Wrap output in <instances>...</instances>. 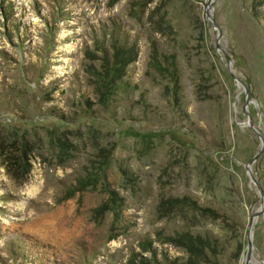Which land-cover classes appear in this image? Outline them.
I'll list each match as a JSON object with an SVG mask.
<instances>
[{
  "label": "rangeland",
  "instance_id": "374dc122",
  "mask_svg": "<svg viewBox=\"0 0 264 264\" xmlns=\"http://www.w3.org/2000/svg\"><path fill=\"white\" fill-rule=\"evenodd\" d=\"M208 3L0 0V264H264V0Z\"/></svg>",
  "mask_w": 264,
  "mask_h": 264
},
{
  "label": "trees",
  "instance_id": "16d2710c",
  "mask_svg": "<svg viewBox=\"0 0 264 264\" xmlns=\"http://www.w3.org/2000/svg\"><path fill=\"white\" fill-rule=\"evenodd\" d=\"M111 39L109 41V44L105 45V40H103L102 43L99 44V51L101 53V58L103 61V71L102 76L106 77L110 80V78L113 77V79H116V73L120 72V75H122L126 68L137 59L138 56V49L135 44L130 45L128 43L127 38L118 39L113 34H110ZM120 38V36H118ZM162 57V54H161ZM163 58H165V62L163 63L161 60L158 62L156 59L157 66L161 67V71H163L164 75H168L170 78V82L177 80V68H176V61L174 55H163ZM172 67L173 69H171ZM119 76V75H118ZM200 237H196L195 240H200ZM203 247L205 249H211L215 248V244L212 240L208 244L206 242H203Z\"/></svg>",
  "mask_w": 264,
  "mask_h": 264
},
{
  "label": "water",
  "instance_id": "95a60500",
  "mask_svg": "<svg viewBox=\"0 0 264 264\" xmlns=\"http://www.w3.org/2000/svg\"><path fill=\"white\" fill-rule=\"evenodd\" d=\"M212 0H209V3L207 5V8L210 6ZM208 14V13H207ZM213 24L217 27L218 31H219V35L221 34V30H220V27L219 25L216 23V22H213ZM229 71L234 75V73L229 69ZM248 102V97L246 99V103ZM245 112L248 113V111L245 109ZM251 128L255 131V133L260 137L261 139V148L260 150L255 154V156L246 164V168L248 170H250V164H252L255 160H257V158L259 157V155L262 153L263 149H264V138L262 137V134L260 133L259 129H257L255 126H254V123L252 121V119L250 118V124ZM253 181L255 182V184L257 185V187L259 188L260 190V193L262 195V197L264 198V188L261 186L260 182L255 179L253 176H251ZM263 212V210H259L256 212V214L254 215V217L258 216L259 214H261ZM252 228H253V220L252 222L250 223V226H249V232H248V251H247V254L245 256V260L243 262V264H248L249 261H250V258H251V254H252V249H253V238H252Z\"/></svg>",
  "mask_w": 264,
  "mask_h": 264
}]
</instances>
